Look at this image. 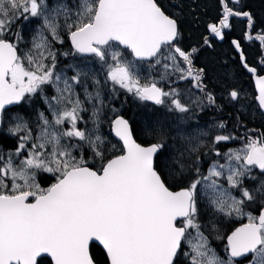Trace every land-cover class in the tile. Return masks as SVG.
<instances>
[{
  "label": "snow or ice",
  "instance_id": "6c2138e0",
  "mask_svg": "<svg viewBox=\"0 0 264 264\" xmlns=\"http://www.w3.org/2000/svg\"><path fill=\"white\" fill-rule=\"evenodd\" d=\"M259 13L0 0V264H264V131L248 127L264 128V0Z\"/></svg>",
  "mask_w": 264,
  "mask_h": 264
},
{
  "label": "flooded vegetation",
  "instance_id": "af4514ba",
  "mask_svg": "<svg viewBox=\"0 0 264 264\" xmlns=\"http://www.w3.org/2000/svg\"><path fill=\"white\" fill-rule=\"evenodd\" d=\"M262 2V0H260ZM246 2L248 3V5L250 6L251 10H253L254 12H256V14L258 15L259 13V9L261 4H256V2L253 3L251 2V0H246ZM211 13V12H210ZM209 13V16H210ZM208 19V17H203L202 21H201V25L204 23V21H206ZM232 24L234 26L232 35L234 36H240L242 33V30H244L246 28V20H244L243 18H233L232 20ZM202 30L201 28H196L195 25H190L187 22L184 25V36L188 37L189 35L192 36V39L195 40L197 38V36L199 35V31ZM253 35H255V33H253ZM187 42V41H186ZM259 47V42H245V51L248 54V58H249V62L251 63L255 57V51L258 49ZM258 60V58H257ZM264 74V73H262ZM241 82L245 88L246 91L250 92V93H254L255 92V87H254V81H250L246 76L245 77H241ZM121 99H123V97H121ZM149 103L150 102H146ZM117 108H120V104L117 103L115 105ZM136 110V105L132 103L131 99H129L128 104H126L122 110V114H124L125 112L127 113V115H125L126 118H131L133 116L134 111ZM249 128H255L257 129V135L259 134V132L264 131V128H261V120L260 118L257 116L254 120L250 121L248 124ZM243 131V130H241ZM230 147H238L239 143L236 144H230ZM246 222V221H244ZM236 226H239V222H237ZM226 242V240H225ZM213 246L217 247L218 251H220L221 253L223 252V243H221V241L219 240H213L212 241Z\"/></svg>",
  "mask_w": 264,
  "mask_h": 264
},
{
  "label": "trees",
  "instance_id": "16d2710c",
  "mask_svg": "<svg viewBox=\"0 0 264 264\" xmlns=\"http://www.w3.org/2000/svg\"><path fill=\"white\" fill-rule=\"evenodd\" d=\"M251 2L253 3V0H251ZM256 2V0H254V3ZM256 4H261V1L260 0H257V2H256ZM125 115H127V113L125 112L124 113ZM93 254H96V249L95 248H93Z\"/></svg>",
  "mask_w": 264,
  "mask_h": 264
},
{
  "label": "rangeland",
  "instance_id": "374dc122",
  "mask_svg": "<svg viewBox=\"0 0 264 264\" xmlns=\"http://www.w3.org/2000/svg\"><path fill=\"white\" fill-rule=\"evenodd\" d=\"M260 13H258V15H259ZM210 15H212V13H210Z\"/></svg>",
  "mask_w": 264,
  "mask_h": 264
},
{
  "label": "water",
  "instance_id": "95a60500",
  "mask_svg": "<svg viewBox=\"0 0 264 264\" xmlns=\"http://www.w3.org/2000/svg\"><path fill=\"white\" fill-rule=\"evenodd\" d=\"M254 84H255V82H254ZM255 88H256V85H255Z\"/></svg>",
  "mask_w": 264,
  "mask_h": 264
}]
</instances>
